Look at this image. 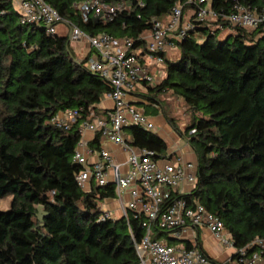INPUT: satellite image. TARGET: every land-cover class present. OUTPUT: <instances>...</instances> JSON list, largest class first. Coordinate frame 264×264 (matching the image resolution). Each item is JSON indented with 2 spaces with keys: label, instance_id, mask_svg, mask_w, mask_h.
<instances>
[{
  "label": "trees",
  "instance_id": "16d2710c",
  "mask_svg": "<svg viewBox=\"0 0 264 264\" xmlns=\"http://www.w3.org/2000/svg\"><path fill=\"white\" fill-rule=\"evenodd\" d=\"M43 1L69 26L90 36L129 38L141 48L153 21L183 0H99L125 8L110 21L89 17L86 23L73 7L81 0ZM234 5L264 14V0H210L218 21H192L176 43L177 55L164 56V79L146 87L142 98L161 106L158 98L169 92L188 107L192 120L184 132L161 110L196 157V186L179 198L196 199L216 215L234 248L248 247L250 255V245L264 241V27L248 31L223 21ZM14 6L0 0V198L12 196L9 209L0 211V264H135L132 238L144 236L142 218L100 219L101 203L115 197L112 186L79 188L81 167L73 155L80 126L64 131L49 123L68 109H80L82 119L88 109L99 113L109 85L84 67L88 57L75 58L67 37L22 23ZM222 29L230 33L220 39ZM127 131L129 146L168 157L155 133L136 126ZM91 146L99 149L97 135ZM161 237L168 234L154 232L153 239ZM195 245L203 252L197 239Z\"/></svg>",
  "mask_w": 264,
  "mask_h": 264
},
{
  "label": "built area",
  "instance_id": "2783aa9c",
  "mask_svg": "<svg viewBox=\"0 0 264 264\" xmlns=\"http://www.w3.org/2000/svg\"><path fill=\"white\" fill-rule=\"evenodd\" d=\"M14 5L22 23L42 24L50 34H58L57 27L64 24L59 14L43 0H14ZM73 7L83 23L89 17L101 22L110 21L125 8L123 2L109 5L99 0H81ZM221 19L248 31L260 25L264 27V14L258 15L239 5H234L233 11ZM192 21L202 25L218 21V15L210 9V0H183L174 4L167 17L154 20L151 30L141 36V48H133V41L129 38L119 40L106 33L90 36L78 27L68 25V41L87 44L91 55L84 67L107 82L110 88L107 96L113 106L99 113L88 109L85 119H82L80 109L60 111L50 118L49 123L64 131L78 123L81 138L84 131H88L98 136L99 145L113 143L127 152L125 165L128 169L125 172L122 165L115 163L112 156L101 148L96 153V161L90 163L88 158L93 151H82L81 141L73 161L81 167L75 177L79 188L89 190L92 184L98 187L111 185L121 217L133 214L142 218L144 236L139 241L132 238L137 256L135 264H214L195 243L188 247H169L153 239L157 230L177 238L182 232L194 229L208 230L220 245L233 249L236 264H264V241L255 240L250 245L253 247L251 254L247 255L248 247L234 248L233 239L216 215L208 212L196 199L188 202L179 198L178 190L182 186L190 189L185 194L191 193L196 186V163L184 162L177 153L156 159L153 153L135 150L126 143L124 130L130 126L154 131V123L134 106L133 93L139 87L146 90V87L158 84L164 56L176 51V43L193 29ZM124 195L128 196L127 201H124ZM108 218H111L110 212L104 211L100 219Z\"/></svg>",
  "mask_w": 264,
  "mask_h": 264
},
{
  "label": "crops",
  "instance_id": "0c3cea01",
  "mask_svg": "<svg viewBox=\"0 0 264 264\" xmlns=\"http://www.w3.org/2000/svg\"><path fill=\"white\" fill-rule=\"evenodd\" d=\"M186 16H188V13L186 14ZM57 32L59 35L66 37L68 34V25L66 23H64L63 25H59L57 27ZM229 33H230V31H229ZM229 33H227V34H229ZM227 34L225 35V37L227 36ZM71 43L74 44V47H71V50H72L73 55L75 56V58L77 60H79V59L83 60V59H85L91 55V52L89 51V48L85 42H84L85 46L83 47L84 53L81 52L82 48L80 49L77 46V43H82V42H70V45H71ZM82 55H83V57H82ZM174 55H175V51L169 52L166 54V56L168 58L173 57ZM159 71H161V70L159 69ZM164 77L165 76H164L163 71L159 72L158 84L164 79ZM145 93H146V90L144 88H142V87L137 88L135 90V92L133 93L132 102H133V104H145L146 106L148 105L150 107V111H148V113H145V112L144 113L154 123L155 129H154L153 133H155L157 136H159L161 139L164 140L161 133H165V132L170 133L173 130L165 121V119L162 115V112H158L159 105L156 103H152L156 106V107H154V106H152V104L148 103L145 98H142V95H144ZM101 103L97 106V108L100 111L110 110L113 106L112 101L108 98L107 95H105L103 97ZM160 110H162V109L160 108ZM152 112H155V113H152ZM124 135H125L126 139L130 138V135H129L127 129L124 130ZM93 138H94V135L88 131H84L82 138H81L82 151H85L86 149H91L93 151L92 155L89 156V158H88L90 163L96 161V159H97L96 153L98 151V150L94 149V147L91 146V142H92ZM171 141H173V139H171ZM164 142H165V140H164ZM166 145H167V143H166ZM99 148L107 151L112 156L115 163L122 165V171L123 172L127 171L128 168L125 165L126 158H127V152H125L120 145L113 144V143H101L99 145ZM134 149L137 150V148H134ZM172 150H173V152H170L168 150V146H167L168 156L177 153L182 157L184 162L196 163L195 154L185 140H184V145L175 146ZM189 190H190L189 187L185 185V186H182L178 190V193H179V195H182V194L187 193ZM123 199H124V201H127L128 196L124 195ZM102 205H100L102 212L108 211V212H110V214L112 212H114L118 216L116 219L121 218V214H120V210H119V204H118V201L115 197L113 199L104 200L102 202ZM163 238H165V237H163ZM177 238H181L180 242L182 244H175V246H180V247H186V245L190 246L191 244L195 243V240L197 239L203 253L214 263H216V264H236V259H232V256L234 255V250L224 248L222 245H220L218 243V241L206 229H194L193 231L186 230V231L182 232L179 235V237H177ZM177 238H171L168 235V239L171 241L176 242V241H178ZM165 239L168 240L167 238H165Z\"/></svg>",
  "mask_w": 264,
  "mask_h": 264
},
{
  "label": "rangeland",
  "instance_id": "374dc122",
  "mask_svg": "<svg viewBox=\"0 0 264 264\" xmlns=\"http://www.w3.org/2000/svg\"><path fill=\"white\" fill-rule=\"evenodd\" d=\"M210 24L214 25V22H211ZM229 31H230L229 29H222L220 34H219V38L223 39L225 37V35L227 33H229ZM77 46L80 49L82 48L81 52L84 53V51H83V47L85 46L84 42L77 43ZM70 47H74V44L71 43ZM176 55L177 54H175V56ZM82 57H83V55H82ZM103 97H102V99H103ZM102 99H101V102H102ZM158 99L161 102V106L159 105L158 112H161L160 108H162V110H164L166 112V114L170 118L173 119L174 123L177 125V127L182 132L186 131V129L188 128V126L191 123L192 116H191L190 110L188 109L187 106H185L184 102L180 98L176 97L175 95H173V94H171L169 92L166 93V94L160 95V97ZM134 106L137 109H139V110H141V111H143L145 113H148V111H150V107L148 105L146 106L145 104H134ZM161 134H162L165 142L167 143L168 150L170 152H173L172 149L175 146L184 145V140L182 138L178 137L176 135V133L173 132V131H171L170 133H166L165 132V133H161ZM171 139H173V141H171ZM11 199H12L11 195H6L5 197H1L0 198V211H6V210L9 209ZM101 205H102V203H101ZM117 217L118 216L114 212L111 213V218L112 219H116ZM177 239H178V241L175 242V241L166 240L165 238L161 237L159 239V241L164 242L169 247H174L175 244H182L180 242L181 238H177Z\"/></svg>",
  "mask_w": 264,
  "mask_h": 264
},
{
  "label": "water",
  "instance_id": "95a60500",
  "mask_svg": "<svg viewBox=\"0 0 264 264\" xmlns=\"http://www.w3.org/2000/svg\"><path fill=\"white\" fill-rule=\"evenodd\" d=\"M45 214L42 211V207L37 208V219L41 222L44 218Z\"/></svg>",
  "mask_w": 264,
  "mask_h": 264
}]
</instances>
